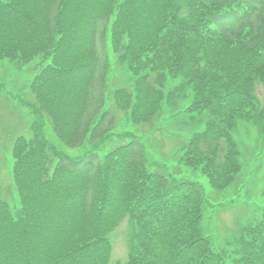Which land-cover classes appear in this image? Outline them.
<instances>
[{
  "label": "trees",
  "instance_id": "obj_1",
  "mask_svg": "<svg viewBox=\"0 0 264 264\" xmlns=\"http://www.w3.org/2000/svg\"><path fill=\"white\" fill-rule=\"evenodd\" d=\"M110 50L128 63L132 85L108 86ZM15 52L24 63L41 57L31 86L38 121L14 147L19 204L0 197V264H264V213L216 247L202 225L213 200L120 130L123 118L152 123L187 79L189 114L206 119L178 164L200 168L216 190L235 182L232 130L264 121L255 93L264 85V0H0V58ZM56 89L62 110L47 100ZM46 121L88 152L56 149ZM125 219L130 252L112 263L111 234Z\"/></svg>",
  "mask_w": 264,
  "mask_h": 264
},
{
  "label": "rangeland",
  "instance_id": "obj_2",
  "mask_svg": "<svg viewBox=\"0 0 264 264\" xmlns=\"http://www.w3.org/2000/svg\"><path fill=\"white\" fill-rule=\"evenodd\" d=\"M10 31L11 34L14 33ZM13 44L16 48H21L20 40H16ZM10 48L15 50L12 45ZM110 52L108 86L115 89L119 86L132 85L135 75L128 68V63L122 64L116 54L111 50ZM17 53L0 58V197L14 208L19 204L13 174L14 147L20 137L32 136V126L38 121V113L34 105L38 100L35 101L31 86L36 74L35 67L41 59L40 56H34L31 62L24 63ZM181 81H184L183 76L170 78L169 85L182 83ZM185 82L175 104L166 101V106L156 115L152 123L135 125L134 121L123 118L120 130L138 134L147 142V152L150 157L161 163L166 160L169 173H176L179 178L198 183L213 200V208L205 213L202 225L204 232L211 237L215 246L220 247L221 243H229L235 237H239L249 221L264 213V121L256 119L238 121L232 130V136L241 152L242 171L235 182L222 190H216L200 168L190 170L178 164L181 147L187 144L195 131L203 129L206 119L204 114H189L190 110L187 107L192 102L193 89L187 84V79ZM255 93L258 99L263 101L264 85H259ZM54 94L53 98L47 99L51 105L46 100L43 101L51 108L62 110V92L56 89ZM58 97L61 99V107ZM27 98L31 100L22 101ZM109 105L111 106V102ZM43 127L46 140L56 149L71 156H83L88 152L87 143L80 147H70L52 130L50 123L46 121ZM132 235L133 227L128 219L115 228L111 234L110 262L127 260Z\"/></svg>",
  "mask_w": 264,
  "mask_h": 264
}]
</instances>
